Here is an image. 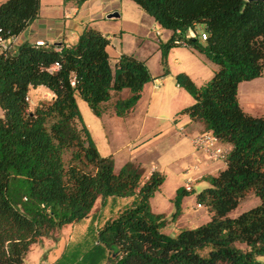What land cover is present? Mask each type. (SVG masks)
<instances>
[{"label":"trees","instance_id":"obj_1","mask_svg":"<svg viewBox=\"0 0 264 264\" xmlns=\"http://www.w3.org/2000/svg\"><path fill=\"white\" fill-rule=\"evenodd\" d=\"M132 1L172 31L158 43L163 64L183 38L216 65L201 85L185 72L175 74L176 84L194 98L178 113L232 145L225 168L205 176L208 186L196 194L209 220L174 236L165 233V215L153 212L149 203L163 175L153 171L146 178L133 161L115 171L111 156L99 153L76 95L101 116L111 92L127 88L129 95L112 105L117 116L125 117L152 76L133 54L122 53L112 67L108 38L87 25L73 44L24 41L0 50V264H23L32 245L82 222L96 201L107 197L132 199L102 226H87L54 264H264L258 259L264 256V116L246 112L238 99L241 82L263 76L264 2ZM39 11L40 0L1 2L0 38L17 37ZM198 24L208 33L204 42L185 36ZM55 62L59 67L50 72ZM41 85L53 97L30 111L28 92ZM193 190L177 189L176 214ZM250 190L259 204L229 216Z\"/></svg>","mask_w":264,"mask_h":264},{"label":"rangeland","instance_id":"obj_2","mask_svg":"<svg viewBox=\"0 0 264 264\" xmlns=\"http://www.w3.org/2000/svg\"><path fill=\"white\" fill-rule=\"evenodd\" d=\"M3 1L5 0H0V3ZM126 3L139 7L132 0H122L123 15L117 21H124L125 6H128ZM128 14L132 16L131 12ZM155 29L164 34L163 28L158 24ZM155 29H150V34L143 44L140 43L136 52L139 58L148 57L147 66L152 79L144 85L141 98L132 116L127 119L106 114L99 117L92 112L87 102L79 95H76V102L99 153L102 156H111L115 171L120 169L124 163L133 161L140 163L146 172L154 168L163 175L164 181L150 197L149 203L153 212L165 215L168 222L163 231L174 236L179 230L194 228L209 220L208 209L195 202L196 194L208 186V182L201 178L202 175L197 176L203 168H199L200 170L196 168L199 164L202 167L206 165L211 170L210 172L215 174L217 169L225 165V160L209 158L207 154L193 146L190 137L180 136V129L184 128L185 121L190 122L188 117L182 116L174 122L175 113L194 100L188 92L185 90L183 92L178 88L175 74L180 71L186 72L199 84L211 77L215 65L210 60L203 61L197 53L195 54L188 46L183 45L172 47L163 64L161 51L155 46L158 45L159 40L154 33ZM201 30L204 28L199 29ZM134 36L131 32L126 34L125 48H133L132 38ZM10 43L14 45L13 42ZM165 69L168 70L167 74H164ZM153 82L156 83L157 88H153ZM49 93L50 90L42 85L30 89L28 92L29 110L33 111L40 102L47 100ZM238 99L246 112L264 116V77L241 82L238 85ZM109 106L110 104L107 108L110 109ZM171 123H175L177 128L175 133L160 136L155 134L158 131L155 129L156 126L166 127ZM220 146H222L221 143ZM65 159H68V155ZM186 185L193 187L194 190L182 199L179 213L176 214L177 189L181 186L186 188ZM107 198L108 200L105 199L103 203L97 202L91 214L82 222L68 225L63 233L52 234L51 238L44 239L42 243H35L23 264L51 262L60 256L63 248L65 249L64 246L80 240L86 234L87 226H102L106 220L116 217L131 202L122 197H114L112 201L109 200L110 197ZM257 204H259V199L250 190L240 200L238 206L229 213V216H236ZM242 247L245 245L242 244ZM258 259L264 263V256H259Z\"/></svg>","mask_w":264,"mask_h":264},{"label":"crops","instance_id":"obj_3","mask_svg":"<svg viewBox=\"0 0 264 264\" xmlns=\"http://www.w3.org/2000/svg\"><path fill=\"white\" fill-rule=\"evenodd\" d=\"M121 3H122V0H86L82 4L77 5L75 0H40V11H39L37 18L35 20H33L32 23L21 34H19L17 37L14 38L13 47H16L18 44H20L24 41H28L30 43H36L38 41H43L47 45H50V44L56 45V43L73 44V43H75L74 42L75 40L77 41V39H78L79 35L81 34V32L83 31L84 27L88 25L90 27H93V28L99 30L102 34H104L108 38L109 43L106 47V51L109 55V61H110V65L112 67H114L118 57L122 53L133 54L138 59L144 60L146 65H147L148 57L139 58V56L136 54V52H137V49L139 48L140 43L143 44L145 42L146 37H148V35L150 34L149 33L151 31L150 29L151 28L155 29V26L158 23L155 22L153 17H151L150 15L145 13L138 4H137V6H139V7H135V5H132L131 3H126L128 6H125V8L130 9L131 11L125 9L124 21H117V19L122 18V15H123V12L121 9ZM113 11L118 12L120 14V16L117 18H111V19L106 18V15L110 12H113ZM128 12L129 13L131 12L132 16H130L128 14ZM202 27H203V25H199V24L196 25L193 30L189 29L187 31L186 36L188 35L187 37H189V35L190 36L193 35L194 31H199V29ZM163 30H164L163 31L164 34H162L161 32H159L158 30L155 29L154 33H155V35H157V37L159 39L157 43H159V41H162V42L167 41L172 35L171 30L164 29V28H163ZM129 32H131L132 35H135L134 38L137 40L136 41L134 38H132V40H133L132 44L134 45L133 48H125V46H124V38H125L126 34ZM189 32H191V33H189ZM163 36H164V39L162 40ZM155 46L157 49H159L158 45H155ZM189 48L195 54L197 53L203 61L209 60L203 53L199 52L198 50H196L192 47H189ZM130 49H133V50L131 51ZM169 51H168V54H169ZM215 69H216V65H215V68L213 69V71ZM180 72H183V71H180ZM212 75H213V73H212ZM212 75H211V77H212ZM261 77H264V72H263V76H261ZM258 78H260V77H258ZM209 79H207V80H209ZM255 79H257V78H255ZM207 80H205L199 84L196 83L194 80L193 81L195 84L201 85L204 82H206ZM153 88H157V85L155 82H153ZM178 88H180L183 92H185L183 88H181L179 86H178ZM128 95H129V89H127V88H124L120 91H112L111 92V99L109 101L110 102V106H109L110 109L106 107V110L101 114V116H104L105 114L107 116H112V115L117 116L114 113V110L112 109L113 103L117 99H123V98L127 97ZM141 95H142V92H141ZM47 97H48V99H51L53 97V93L50 91V93H49V95H47ZM140 98H141V96H140ZM139 100H138V102H139ZM109 102L106 104V106L109 104ZM138 102L136 103L135 107L125 117H120V116H118V117L123 118V119H127L130 116H132V112L137 107ZM193 102H194V100H193ZM240 105H241V103H240ZM31 110H33V109H31ZM179 111H177L175 113L174 122L178 121L182 116L188 117V120L190 122L188 123L187 121H185L186 124L184 125V128L180 129V131H181L180 136L186 135V136L190 137V141L192 143V138L195 135H197L198 133L202 132V130H204V126L199 122L192 121L187 114H179L178 113ZM101 116H99V117H101ZM155 129L158 130L155 134L159 135V136L165 135V134H167V135L173 134L177 131L175 123H171L169 126H166V127L156 126ZM182 132H184V133H182ZM221 144H222V147L228 151V153L232 149V145L229 143L221 142ZM200 166L201 165L199 164V167L196 169L198 170L199 168L200 169L203 168V170L197 176L200 177L202 175L201 178L204 180L205 176L216 175L220 170L224 169L226 166V161H225V165H223L222 167L217 169L215 174L211 173L210 172L211 170L209 168H207L206 165L204 167H202V166L200 167ZM153 171H156V170L154 168H152V170H150L149 172L145 171V177L147 178L151 174V172H153ZM191 188L193 189V187H191ZM106 199L108 200V198H106ZM127 199L131 201L132 198H127ZM109 200H111V201L114 200V197H110ZM97 202H101V200L98 199L96 201V203ZM103 202H105V200H103ZM195 202L197 204L196 196H195ZM64 229H65V227L62 229V233H63ZM44 243H46V241H44ZM32 247H33V245H32ZM32 247H31V249H32ZM31 249H30V251H31ZM59 255H61V254H59ZM57 258H54L49 263H54L57 260ZM44 263H47V262L44 261Z\"/></svg>","mask_w":264,"mask_h":264},{"label":"built area","instance_id":"obj_4","mask_svg":"<svg viewBox=\"0 0 264 264\" xmlns=\"http://www.w3.org/2000/svg\"><path fill=\"white\" fill-rule=\"evenodd\" d=\"M176 33H180L179 30L176 31ZM186 36V35H185ZM188 36V35H187ZM186 36V37H187ZM196 37L200 42H204L208 36V33L206 30L201 31H194L193 35H189V37ZM14 39H3L0 38V50L1 51H7L9 48H11L12 43L9 44V42H13ZM176 43L183 46H189V43L185 39L177 40ZM36 44L45 45L43 41H38ZM59 67V64L55 62L52 64L48 70L50 72L57 70ZM71 85H74V81L72 80ZM28 99V98H26ZM219 139L211 132V131H203L198 133L192 138V144L196 149H199L203 151L205 154L208 155L209 158L217 160V159H226L228 156V151L224 149L222 146H220ZM191 186L186 185V189H190ZM199 205V204H197ZM42 264H54V263H42Z\"/></svg>","mask_w":264,"mask_h":264},{"label":"water","instance_id":"obj_5","mask_svg":"<svg viewBox=\"0 0 264 264\" xmlns=\"http://www.w3.org/2000/svg\"><path fill=\"white\" fill-rule=\"evenodd\" d=\"M247 1H262V2H264V0H247ZM119 16H120V14L118 12L113 11V12L108 13L106 15V18L111 19V18H117ZM56 45H60V43H56Z\"/></svg>","mask_w":264,"mask_h":264}]
</instances>
